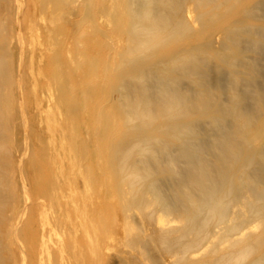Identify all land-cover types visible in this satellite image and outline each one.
Listing matches in <instances>:
<instances>
[{
  "label": "bare ground",
  "instance_id": "obj_1",
  "mask_svg": "<svg viewBox=\"0 0 264 264\" xmlns=\"http://www.w3.org/2000/svg\"><path fill=\"white\" fill-rule=\"evenodd\" d=\"M46 85L68 120L33 141ZM26 167L49 264H264V0H0V264Z\"/></svg>",
  "mask_w": 264,
  "mask_h": 264
},
{
  "label": "rangeland",
  "instance_id": "obj_2",
  "mask_svg": "<svg viewBox=\"0 0 264 264\" xmlns=\"http://www.w3.org/2000/svg\"><path fill=\"white\" fill-rule=\"evenodd\" d=\"M26 46L30 49L35 47L38 51H46L45 35L36 36L34 39L29 33ZM43 67H45V64ZM58 91V88L51 85L38 86L33 89L32 101L26 105L30 113L28 122L30 127L29 136L33 141L37 136L58 133L61 131L65 120H68L64 108H58L59 106H57ZM79 91L77 88L71 89V92ZM49 94L51 97L48 98ZM96 106L95 101L87 104L86 108L90 113L83 114L80 117L90 118L93 115L92 110ZM24 171L28 197L23 201L17 202L16 205L17 209L23 210V216L20 221L19 238L11 244L9 255L16 264H49L51 260H55L59 249V245L49 234V228L52 221L56 219L58 210L55 207H51L52 205L46 207V209L41 207L39 214L36 216L34 213L35 199L32 196L36 185L34 180L31 179L30 167H26ZM46 186L47 177L43 176L38 185L39 191L44 190ZM38 201L39 205L47 202L44 197L38 198Z\"/></svg>",
  "mask_w": 264,
  "mask_h": 264
}]
</instances>
